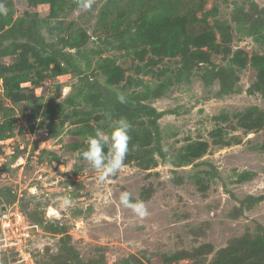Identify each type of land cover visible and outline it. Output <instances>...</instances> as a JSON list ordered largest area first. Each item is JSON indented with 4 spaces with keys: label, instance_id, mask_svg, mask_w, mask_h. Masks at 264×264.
<instances>
[{
    "label": "rangeland",
    "instance_id": "1",
    "mask_svg": "<svg viewBox=\"0 0 264 264\" xmlns=\"http://www.w3.org/2000/svg\"><path fill=\"white\" fill-rule=\"evenodd\" d=\"M0 3V214L31 253L0 264H264V0ZM121 117L100 184L79 153Z\"/></svg>",
    "mask_w": 264,
    "mask_h": 264
},
{
    "label": "clouds",
    "instance_id": "2",
    "mask_svg": "<svg viewBox=\"0 0 264 264\" xmlns=\"http://www.w3.org/2000/svg\"><path fill=\"white\" fill-rule=\"evenodd\" d=\"M76 3L78 8L90 10L94 0H76ZM7 14V7L0 3V15ZM117 99L122 104L127 103V98L123 93L117 92ZM130 129V122L121 117L109 125L108 131L97 127L94 133L88 135L85 141L86 147L79 155L98 173V183H105L109 177L117 175L123 168L129 152ZM119 203L125 208L131 209L141 219L149 215L146 203L134 199L129 191H123L120 194ZM58 204L61 207L70 206L72 199L70 196L65 195L62 200L58 201Z\"/></svg>",
    "mask_w": 264,
    "mask_h": 264
},
{
    "label": "built area",
    "instance_id": "3",
    "mask_svg": "<svg viewBox=\"0 0 264 264\" xmlns=\"http://www.w3.org/2000/svg\"><path fill=\"white\" fill-rule=\"evenodd\" d=\"M24 217V212L18 208H7L0 214V246L6 250L18 251L22 262L29 261L31 256V253L26 249L30 223L25 222Z\"/></svg>",
    "mask_w": 264,
    "mask_h": 264
},
{
    "label": "trees",
    "instance_id": "4",
    "mask_svg": "<svg viewBox=\"0 0 264 264\" xmlns=\"http://www.w3.org/2000/svg\"><path fill=\"white\" fill-rule=\"evenodd\" d=\"M27 216H28V214H27ZM28 218H29V216H28ZM30 249V248H29ZM30 251H32V250H30ZM32 253H33V251H32ZM18 256L20 257V254L18 253ZM33 256H34V254H33Z\"/></svg>",
    "mask_w": 264,
    "mask_h": 264
}]
</instances>
